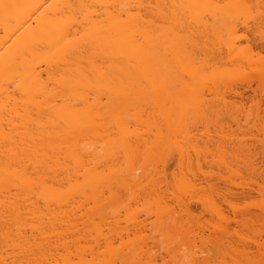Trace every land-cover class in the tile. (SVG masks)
<instances>
[{
	"label": "bare ground",
	"instance_id": "bare-ground-1",
	"mask_svg": "<svg viewBox=\"0 0 264 264\" xmlns=\"http://www.w3.org/2000/svg\"><path fill=\"white\" fill-rule=\"evenodd\" d=\"M251 2L252 0H0V264H116L115 259H112L115 254L112 248L115 240L112 242L109 239L114 232H111V236L109 233L106 235L103 229L108 231L110 229L108 225H120L123 212L130 217L127 209L134 207L132 208V203L128 204V201L133 197L132 202L137 203L135 198H139L140 193H146L143 194L144 198L147 197L149 200L147 205L150 206H147L145 210L142 209V211L147 210L146 214L144 212L145 216L151 217L148 213H153L151 209L149 210L151 206H154L153 204L161 206L163 202L161 194L166 191L161 188L166 186L163 187L164 183L160 184V180L164 177H159V180L155 177L158 178L161 172L159 164L163 165L164 161L166 167L173 149L176 152V146H173V144L177 145L176 139L171 140L170 131L174 126L176 128L179 125L184 126L192 118L194 119L197 108L200 117L197 114L199 119H195L198 124L194 121L192 128L196 129L201 123L197 120L203 117L201 121L209 118L207 115L205 117L207 114L205 110L211 112L212 101L209 104L206 100L211 106L209 108L203 102L205 101L204 92L206 90V93L210 95L209 88L222 83L221 75L224 71L232 76L233 73L230 75L228 71L231 68L226 70L223 65L239 62L240 57L237 56V51L235 52L237 46L239 47L236 43L239 39L236 40L238 35L237 33L236 36L234 35L237 30L235 24L237 20L242 22L239 17H243L242 20H246V23L248 21L245 18L246 13L250 20L256 21L249 11ZM261 5L260 3L259 6ZM254 13L257 12L254 11ZM245 23L241 24L244 26ZM253 26L258 27V22ZM258 28L264 33L261 26ZM253 31L255 33L256 30L253 29ZM256 33L255 35L258 36ZM226 34H228L227 39ZM251 34L252 37L253 34ZM201 37L204 39L203 42ZM255 41L257 43V39ZM259 42L260 44H257L263 51L264 41L259 40ZM241 49L239 51L242 58L248 61L245 58L247 54L243 48ZM200 52L205 58L200 56ZM200 57L202 61L209 58L210 61L207 60V64L204 61L202 63ZM233 57L234 59L231 60ZM217 60L224 63L221 65L222 68L220 65V68L214 66ZM211 61H215V64ZM252 61L249 62L252 63ZM209 62L212 66H209ZM218 77L220 81L217 80ZM231 80L230 85L233 84ZM209 82L212 86L208 88ZM263 83L264 78L260 85L262 86ZM260 85H258L259 88ZM246 87L242 92L235 90V96L232 97L237 101L232 102L233 105L241 101L238 107L242 108L243 102L244 104L248 101L259 103L257 93L260 94L262 91H259L262 88L257 87L259 91H256L252 86ZM248 91L252 94L247 95ZM196 96H198L197 102ZM260 96L261 101L258 106L261 105L264 94ZM255 99H257L256 102ZM202 102L207 105V108ZM200 103L206 108H203L204 111L201 110V106L200 109L197 107ZM228 103L227 106L232 104ZM226 108L225 111H227ZM219 109L215 111L216 114H212L214 112L212 110L208 115H217L219 119L223 113H226L220 112L222 114L219 115ZM188 110L194 111V115ZM187 111L191 116L187 114ZM159 114L164 116L162 117L164 119L160 116L158 118ZM181 114L182 117L188 116L187 121L186 118L182 119ZM189 117L190 120H188ZM157 118L164 124L159 123L158 128L154 129L159 122H155ZM175 119H179L177 120L179 124ZM215 119L217 120L216 116ZM163 120L176 123L167 125L168 123ZM206 122L211 121L206 120ZM237 122L236 124L242 123ZM161 124L165 126V129H168V126L172 129L170 131L168 129L169 132L167 131L166 134L161 133L165 130H162L164 127H160L159 131ZM186 126L188 127L187 124ZM189 128L192 130L191 127ZM153 130L155 132L151 133ZM159 133L164 136L170 133V136L167 135L170 139L165 140L167 145L164 142L165 145L160 148L166 149V153L162 151V155L159 151L162 143L159 141L162 140L163 135ZM150 134L159 144L156 140H153L156 143L151 144ZM175 134L177 136L180 133ZM178 141L180 139H177V143ZM169 144H172V147ZM181 147L180 150L177 147L178 156L179 152L184 151ZM188 147L190 149V146ZM195 149H191L193 150L191 153L195 152L193 156L198 159L200 155L196 156L199 152ZM157 150L160 152L159 155ZM204 154L209 156L208 152ZM186 156L185 158L190 160L192 154L189 156L186 152ZM183 158L182 155L181 162ZM196 159L193 163L199 164L201 161L198 160L197 163ZM188 162L186 164L184 159L183 163L188 165ZM186 165L184 167L187 172V169L191 167L188 165L186 169ZM194 166L202 167L201 164ZM165 167L163 166L164 170ZM201 169H198L197 174L203 172ZM164 176L167 178L166 173ZM201 176L205 178L208 174L204 173ZM182 180L185 181V178L182 177ZM189 180L187 179L191 184L189 187L195 189L190 183V178ZM194 180L195 177L192 182ZM166 181L162 182L167 183ZM185 182H183L184 185H186ZM121 189L123 195L117 193ZM126 191L129 193L127 196L124 194V192L127 193ZM187 191L185 189L186 193ZM160 192L163 193L160 194ZM124 195L127 197L125 201H123ZM187 197L189 198V194ZM187 201L185 202L189 203ZM138 204L141 205L142 202L136 205ZM156 214L154 216L157 217L159 214ZM137 216H139L138 212L132 219L128 217L133 226L131 223L130 225L142 229V225H145L147 221L144 219L146 222L142 224L137 221ZM172 217L174 218L173 215ZM158 218L160 219L159 216ZM124 219L129 221L125 216ZM174 219L176 221L178 218ZM172 220L171 218V222ZM225 221L230 225L233 222L228 218ZM152 223L150 226H153ZM169 223L160 225L164 229L163 227ZM174 223L177 221L172 224ZM135 229L132 232L136 233ZM154 229L157 230V228ZM116 231L115 238L122 239L118 237ZM121 232L119 235L125 233V231ZM137 234L141 233L137 232ZM88 240L90 243L93 242V245L96 240L95 250L93 246L92 249L89 248L91 246L86 242ZM142 240H139V243H142L144 247L145 242H141ZM102 242L104 247H101ZM139 243L137 242V246ZM126 244V242L122 243L125 248ZM128 247H131V243ZM59 249L62 250V254L58 256L56 254ZM131 250L134 251V249ZM133 251L131 253L136 254L137 251ZM128 252L126 253L130 254V250ZM116 254L117 259L119 255ZM127 254L123 260L120 256L121 263L125 264L124 261L127 260L130 261L127 264H135L137 261L131 262L132 260L128 257H132ZM88 255L91 257L90 260L87 258ZM143 256L145 257V253ZM150 260L155 261L156 258ZM139 261L137 263H140ZM194 262L196 263V260ZM152 264L156 263L152 262ZM189 264H191L190 261Z\"/></svg>",
	"mask_w": 264,
	"mask_h": 264
},
{
	"label": "rangeland",
	"instance_id": "rangeland-1",
	"mask_svg": "<svg viewBox=\"0 0 264 264\" xmlns=\"http://www.w3.org/2000/svg\"><path fill=\"white\" fill-rule=\"evenodd\" d=\"M258 1L257 0H252V2L250 4L251 8L249 9L250 13L253 14V16L255 17L256 21L253 22V20H250L248 18L249 15L246 13V16L245 15L244 16L249 21V23H248V21L245 23L246 20L243 21L242 20L243 17L242 18L239 17V20H241L242 22L237 20L238 23L236 22V24H235L236 25L235 27H236L237 30H236L234 35L236 36V33H237V35L239 36V37L236 36L237 37L236 40L239 38L238 42H236V43H237V45L239 44V47H240L239 48L237 46V49L235 50V52L237 51L236 54H237V56L240 57V59L238 60L239 61L238 63L240 65L237 62L234 61L235 63L232 62L233 65H230L229 63H228L229 65H228L226 63V66H225V65H223L224 63L221 60L220 61L217 60L218 62L217 61L216 62L218 63V66H217V63H216V65H214L215 67L218 68L219 65L220 66L223 65L224 67L221 66V68L222 67L223 68L226 67L225 68L226 70L231 68L228 71L230 72V75H231V73H233V74H232V76H229V75L226 74L227 72L224 71V74L221 75L222 76L221 77V82L222 83L218 84L217 85L218 87L215 86L213 88L214 85L212 86V84L210 82H209L210 85L207 84L208 88H209V86L210 87L212 86V88H209L211 90V92L209 93L211 96L208 95V93H206V90L204 92L205 96L202 94L204 96V100H205L203 102L205 104H207L209 106V108H211V106H212L213 108H211V109L213 110V109H216V107L218 109L221 107L219 109L220 111L218 112L219 115L222 114L223 112H226V113H223L221 115V117L219 118L220 120L218 119L219 116H217V115H212L211 116L209 114L210 115L209 116L208 113H211L212 110H211V112H208L210 110H207L206 109L207 105H205L202 102V104L205 105L206 108L202 107L203 105L201 103L197 107H199V109L202 107V109H201L202 111H204L203 108L206 109L207 111L205 110V112H207V114H205V112H204L203 115H201V116L203 117L204 114H205V117H206V115H207L209 118H212V119L208 118L211 122H209V120L207 118H206V120L209 123H207L206 120L201 121L204 118L203 117L201 120H197V122H201V123H199L198 127L196 125L195 126V127H197L196 129L192 128L194 126V125H192V123L194 124V121L196 123V119H199V117H200V115H199L200 113L198 114V110H197L198 108L196 109V107H195V109H196L195 113L192 110L191 111L188 110V111L191 112L192 115L197 113L199 117L197 116V114H196L197 117L194 116V119L193 118L191 119L189 117L188 120L191 119L193 121L190 120V121H188L186 123L188 125V127L186 126V124L184 126L183 125L182 126L179 125V126H177V128L173 125L174 126L173 130L176 128L175 131H173V130H171L172 128L170 129L169 126H168L167 128L169 129V131L171 130L170 133H172V135H171L172 139L171 140H173V139L175 140L176 139V144L177 145L173 144V146L174 147L176 146L175 150H176L177 153H178L177 147H178L179 150H180L181 146L183 147V150H184L183 153L181 151V152H179V154L181 155V153H182L184 158L182 159V162H181L180 158L182 157V155H181V157H179L180 155L178 156V154L173 149V151L171 150L172 151V153H171L172 155H170V157H168L170 159L166 158V160L168 159L167 160L168 163L166 161V163L168 165L165 167L166 164H165L164 161H163V163H164L163 165L159 164L161 172H160L158 178L155 177V179L159 180V177H161V178L164 177V179L160 178L161 179L160 180V184L164 183L163 187L166 186V188H161V190L164 189V190L167 191L166 192V191L163 190L164 193L160 192V194L163 193L165 195V197H166V198L163 197L164 195L161 194L162 201H163L161 203V206L158 207L157 204H156V206L158 207L157 208L155 206V204L152 203L155 207L151 206L152 208L151 207L149 208V210L151 209L152 212H153L152 214H151V212L148 213V214H150L149 216H151V217L145 216V214L147 213L146 212L147 210L146 211H142V209L145 210L146 207L148 206L147 204H148L149 200H147V197H146L148 195H146L145 196L146 198H144V195L146 193L145 194H144V192L140 193L139 198L140 197L141 198L139 199V198L136 197L135 199H136L137 203H141L142 202V204L144 203V205L143 206H142V204L141 205L140 204L136 205L137 203L135 201H134L135 203L132 202L133 199H134L133 197H132L131 200H129L131 202H129L128 201L129 198H128L127 199L128 204L132 203L131 207L132 208L134 207V208L130 209V210L127 209V211L129 212L128 215H130L131 219H132L133 216L135 217V213L138 212L139 216H137V218H138L137 221L138 222H142V224H144L147 221L145 225H142L143 226L142 229H140V227H135L134 226L135 228H137V230H136L134 227H131V225L133 226V224L130 222L131 219H129L130 218L129 216H128L129 218L126 216L127 214H123L124 212L122 213L123 217H122V221H121L122 223L120 225L116 226V225L111 223L113 226L112 225H108L109 228H110V229L108 228L109 229L108 231L107 230L105 231V229H103V228H106L107 225H106V227L102 228L104 230L103 233H106V235L108 233L110 235L111 232H114L113 236L110 235L111 238H109L110 236H108V238L112 242L115 240L114 242L116 244L113 243L112 248H113L114 251L116 249L118 251H115V252L113 251V253L116 254L117 252H119L118 254H116L117 256L119 255L117 257V259L115 258L116 257L115 254H113V256H112V259H115L114 262L116 264H120L121 263V261L119 259L122 258L121 260H123V257L126 256V254H127L126 252H128L129 250H130V254H127V255L128 256L131 255L132 258L128 257V259L132 260L131 262L134 263V262H136V261L138 262L140 260L139 261L140 263L136 262L135 264H149L150 261H151L150 262L151 264H152V262H155L156 264H189V261L191 262V264H196V263L197 264L198 263H200V264H264V102H263L264 98L262 99L261 105L258 106L260 101H261V96L260 95L264 94V89H263L264 88V83L262 84V86L260 85V83L263 81V78H264V73H262V71L264 72V69H263L264 68V50L262 51V49L259 47L260 45L257 44V43L260 44L259 40L264 41V33H262L259 30V28H258L259 26H261V28H263L262 31H264V20H263L264 19V0L260 1V3L262 4L261 5L262 7L259 6L260 3ZM252 6L253 7L254 6L255 7L259 6V7L252 8ZM258 8L260 9L261 12L259 11ZM254 11H256L259 14L254 13ZM261 18H263V19H261ZM257 22H258L259 26L258 27L257 26H253V24L255 25V23H257ZM260 22H261V24H259ZM241 23H245L244 26ZM245 25L246 26L248 25V26L246 27ZM247 29L250 30L251 32L250 31L249 32L253 34V35L251 34L253 39L250 36V33L248 32ZM253 29L256 30L255 33L257 32L256 34L258 36L255 35ZM262 34H263V36H262ZM227 35L228 34H226V39H227ZM243 37H246V38H250L251 37V38L248 40V39H245ZM254 38L257 39V43H256ZM232 39L233 38H231V40ZM203 40L204 39L202 38L201 42H203ZM245 40H247V41H245ZM254 41H255V43H254ZM232 42H234V41L232 40ZM241 48H243L245 53L247 54L245 58L248 61H244L245 59L242 58L241 52L239 51ZM200 49H201V47H200ZM241 51H242V49H241ZM244 51H243V53H244ZM200 54H201V52H200ZM256 55H258L259 57L256 56ZM200 56L202 57V54ZM251 57H252V59H251ZM202 58H205V57H202ZM202 58L200 59L202 63L204 61V62H206L205 64H207V60L210 61L209 60L210 58L209 59H203V61H202ZM233 59H234V57L231 60H233ZM250 60L251 61L253 60L252 63L249 62ZM219 62H221V64ZM211 63L215 64V61L214 62L211 61ZM209 64H210V62H209ZM209 66H212V65L210 64ZM261 66H263V67H261ZM220 70H221L220 73L222 74V69H220ZM226 76L227 77L229 76L230 78L229 77L226 78ZM257 77L259 78L260 81L258 80ZM261 77H262V79H261ZM229 79L230 80L232 79L233 81L231 80V83H233V84L235 83V84L234 85L233 84L230 85V80ZM217 80L220 81V77H218ZM217 80H215V82H217ZM254 80H256V81H254ZM228 81H229V83H228ZM205 83H207V82H205ZM247 85H249L250 87L252 86L256 91H259V89L262 88V90L259 91V92H261V91L262 92L260 94L257 93V96L259 97V98H257L258 100L255 99V102L257 100V102H259V103L257 104V103H252V102H249V101L248 102L245 101L246 104H244V102L242 104L245 107L241 106L242 108H239L238 105L240 106L239 103L241 101L240 102L238 101L239 103L237 102L238 104H236V105L234 103V105H235L234 106L232 102L237 101L236 99L234 100V97H232L234 95V92H236L235 90H237V91L239 90V92L245 91V88H247L246 87ZM258 85H260L261 87L259 88ZM232 86H233V88H232ZM236 86L239 89H237ZM238 86H240V87L242 86V87L240 88ZM230 88H232V89L235 88V89L232 92V89H230ZM212 89H213V91H212ZM218 89H219V91H218ZM214 90L217 91V92H215ZM201 92H203V91H201ZM227 92H228L229 95L227 94ZM248 92H247V95L248 94L249 95L252 94L251 91H248ZM213 93H215L216 95L213 94ZM198 95L201 96V94H199V93H198ZM200 96H199V98H200ZM213 96H214V98H213ZM197 97L198 96H196V102H197ZM218 98H221V99L218 100ZM222 98H224L226 100L225 101L223 99V101L225 103L223 101H221ZM228 99L230 101H227ZM206 100L209 101V104L212 101V104H210L211 106L208 104V102H206ZM215 100H217L219 102L217 103V101H215ZM238 100H240V98ZM213 101H215L219 105H217L214 102V105L216 106L215 107L213 105ZM221 102L224 103V104H222ZM227 102L232 103V104L227 106L226 105ZM220 105H222V106H220ZM231 105L234 106L233 107L234 109L232 108ZM174 106H172V107H174ZM224 106L229 108V109L226 108L227 111H225V107ZM229 106H231V107H229ZM236 107H238V108H236ZM218 109L213 110L214 112H212V114L213 113L216 114L215 111H218ZM221 109H223V110H221ZM201 110H199V112ZM149 111H150V109H149ZM189 112L187 113L188 115H190ZM220 112H222V113H220ZM175 113H177V112H175ZM160 114H162V113H160ZM160 114L158 115V118L160 116L161 119H164V118H162L164 116H161ZM215 116H216L217 120L216 119L214 120ZM181 117H182V114H181ZM158 118L156 119L155 122L156 123H157V121H159V122H158V124H156L157 126L154 127V129L158 128L159 123H163L161 121V119L158 120ZM185 118H186L185 116L182 117V119H185ZM187 118H188V116H187ZM187 118H186V121H187ZM234 119L236 120V122L238 120H241V121H238L237 123H239V122L240 123L242 122V123L241 124H236ZM177 120H179V119H177ZM177 120L175 119L176 122H177ZM163 121L167 122L166 120H163ZM175 121L172 122V123H176ZM190 122H191V124H189ZM172 123H168L167 125H169V124L171 125ZM177 123L179 124V122H177ZM183 124H184V122H183ZM196 124H198V123H196ZM180 126H181V128H179ZM160 127H164V128H162V130L165 129V126H163L162 124H161V126H159V128ZM189 127H191L192 130ZM168 129L163 130V132H161V133L166 134ZM181 129H182V131H181ZM160 130H161V128L159 129V131ZM185 130H186V133H184ZM157 131L158 130H156V133L158 134ZM153 132H155V131L153 130L151 133H153ZM161 133H159V135ZM175 133H178V134L180 133L179 134L180 137H178L179 135L176 136ZM164 134H161V136L162 135L164 136ZM169 134H167V135L170 136ZM173 134H175V135L173 136ZM187 134L190 135L189 138H188ZM151 135L152 134H150V137L152 139L151 140L152 141L151 144L152 143L154 144L155 141H153V140L157 139V137H156L157 135L154 133V135H155L154 137H156V139L153 138ZM159 135H158V139L161 138ZM167 135H165L167 138L164 136L166 139L162 136V138H161L162 140L159 141V142L162 143V144H160L162 146L159 147V145H158L159 151L161 152L160 155H162V153H163L162 151H165V153H166V149L165 150H163V149L161 150L160 148L163 147V145H165L164 144V142H166L165 140L170 139V137H168ZM177 139H180V141H178V143H177ZM231 139H233V140H231ZM234 139H235V141H234ZM186 141H188V142H186ZM159 142H158V144H159ZM170 142H172V141H170ZM179 142H181V143H179ZM183 143H184V146H183ZM166 145H167V142H166ZM169 145H171V147H172V144H169ZM185 146H187V147H185ZM188 146H190V149H189ZM182 147H181V149H182ZM168 149H171V148L168 147ZM191 149L198 150L196 152H199V153L196 156L200 155L201 157L199 156V157H197L198 159H196L195 156H193L195 154V152L191 153V151H193ZM187 150L188 151L190 150V152H188ZM159 151L158 150L156 151V152H158V155L160 153ZM185 151L189 154V156H191V154H192V156H191L192 159L194 158L193 159L194 161L196 159L197 163H198V160L201 161V162H199V164H201V166H202L201 168L202 169L201 168H196L194 166V165H199V164H196V162L193 163L194 161L191 159V157H190V160L186 159L188 155L186 156V152ZM202 152H204V153L208 152L209 156L207 154L202 153ZM184 153H185V155H184ZM168 154H169V151H168ZM168 154H167V156H168ZM205 155H207V156H205ZM239 155H241V156H239ZM163 156H162V158H163ZM246 156H247V158H246ZM224 157H226V158H224ZM204 158L206 159V161H205L206 163L204 162V160H205ZM184 159H185V163L186 164L189 161L188 165L191 168L187 169L188 165L183 163ZM252 159H253V161H251ZM214 160L217 163L218 162L219 163L218 164L214 163L215 162ZM190 161H191V164H190ZM212 161H213V164H212ZM180 164L183 165V166H181ZM192 164H194V165H192ZM205 164H206V166H205ZM185 165L187 166L186 167L187 172H186L185 167H184ZM163 166L166 168L165 170L163 169ZM161 167H162V170H161ZM212 167H214V168H212ZM198 169L203 170V172L201 170H199V172L201 171L200 172L201 174H197L198 173ZM163 170L165 172H163ZM188 171H190V172H188ZM165 173H166L167 178L164 176ZM187 173H189V174H187ZM192 173H193L194 176L192 175ZM204 173L206 175L208 174V176H206L205 178H203V176H205V175L201 176ZM186 174L189 175V176H187ZM191 176H193V178L195 177L194 182H197V183L192 182L193 178H191ZM182 177L185 178L186 182L183 181L184 179L182 180ZM189 178L191 179L190 183H192V185H193L192 187L193 188L195 187V189H192L191 187H189V186H191V184H189V181H190ZM165 179H167V181ZM187 179L189 181H187ZM197 179H198V181H196ZM203 179L205 181H203ZM147 180L149 181V178H147ZM162 181H166L167 183L162 182ZM168 182H169V184H168ZM183 182H185L186 185H184ZM198 182H201V183H198ZM178 183H179V185H178ZM201 184H202V186H201ZM168 185L171 186V187H169ZM195 185H197V186H195ZM184 186H187V187L185 188ZM183 187L186 189V191L189 188L187 193L185 192V189H183L184 191H182ZM196 189H199V190H196ZM122 191L123 190L121 189L117 193H119V194L121 193L120 195H123ZM189 191H191V192H189ZM181 192H183V193L181 194ZM172 193L174 194L173 197H172V195H173ZM124 194L127 196V194H129V193L128 192L127 193L124 192ZM130 194H131V192H130ZM188 194H189V198L187 197ZM125 195L123 196L124 199L122 198L123 201H125V197H126ZM178 198H180V199H178ZM143 200L146 201V203ZM184 200L185 201L188 200L187 202H189V203H186ZM181 201H182V203H181ZM213 201H214V203H213ZM122 202H121V204L125 203V202H123V203ZM202 202H203V204H202ZM133 203H134V206H133ZM163 203H164V205L162 206ZM125 205L126 204H124V206ZM205 205H206V207H205ZM215 205H217L218 207L215 206ZM131 207L129 206V208H131ZM231 207H233V209ZM155 208H157V210L159 208H161L162 212H160L161 210H158V212H159L158 213ZM162 208H164V209H162ZM211 209H212V212H210ZM139 210H141V212H143L142 215L140 214L141 212ZM123 211H125V210L123 209ZM133 211H135V212H133ZM144 212H145V214H144ZM156 212H157V214H159L158 215L160 217V219L158 218L159 221L157 219L158 216L157 217L154 216L156 214ZM170 213L174 216V218H176V219L178 218L176 220L177 223H174V225L172 223L176 222V221L172 217V215L171 216L169 215ZM174 214H176V215H174ZM124 216H125V218L129 219V221L125 220ZM161 217H163V218L161 219ZM171 218L173 219L172 222H171ZM227 218L229 220H233L231 225L228 224V222L226 223L225 220ZM123 219H124V221H123ZM165 219H168V220H165ZM164 220H165V222H164ZM126 221H127V224L125 225ZM157 221H158V223H157ZM130 223H131V225H130ZM151 223L153 224V226L152 225L150 226ZM164 223L165 224L169 223V225L164 226L163 227L164 229H162L161 225H164ZM170 224L173 225V227ZM121 225L122 226L123 225L126 226L127 229L125 230L126 227H124V226H123V228H124L123 229ZM129 227L134 228L136 233L132 232V231H134V229L131 230V228H129ZM154 228H157V230H155ZM169 228H171V229H169ZM128 229H130L129 230L130 232L128 231ZM138 229L141 230V231L139 232ZM142 230H144V231H142ZM226 230H227V232H226ZM115 231H116V234H118V237L120 236V238H122V239H119L117 237L115 238V236H116V235H114ZM121 231L123 233L125 231V233L123 234L124 236L122 234L119 235V233ZM131 232H132V234H131ZM137 232L141 233V234L139 235V234H137ZM129 233H130V235H129ZM137 235H139V236H137ZM93 236H96V235H93ZM97 237H99V236H97ZM103 237H105V236H103ZM139 237H141V238L139 239ZM106 238H107V236H106ZM112 238H113V240H112ZM128 238H129V240H128ZM90 239L91 238H89V240ZM135 239L137 240L138 243L140 242L139 240L143 239L141 242H145L144 245L146 246V248H145V246L143 247L142 243H139L138 246H137V242H136ZM89 240L86 241V242L89 243V246H91V247H89V246L88 247L92 249V246H93V250H95L94 249V245L96 246V244H95L96 240L94 242V245L92 244L93 242L90 243ZM104 240H106V239H104ZM194 240H195V242H194ZM125 242L127 243L126 244L127 247L131 243V247H128V248L134 249V251L131 250V249H128L127 247L125 248L124 245H122V243L125 244ZM102 243H101V245H102ZM192 243H195V244H192ZM97 244H99L98 241H97ZM140 244H142V245L139 246ZM86 245H88V244H86ZM105 245H106V243H105ZM121 245H122V247H120ZM133 245L135 246V248H133L134 247ZM101 247H104V243H103V246H101ZM139 247L143 248V250H140ZM101 249L103 250L105 248H101ZM121 249L124 250V251H126V249H127V251L124 252ZM98 250H99V248H98ZM135 250L136 251L140 250L142 253L140 251L135 252ZM121 251H122V253H121ZM131 251L135 252L138 255H136L134 253H131ZM143 252L145 253V257L143 256L144 255ZM146 252L147 253L149 252V253L147 254ZM124 253H126V254L124 255ZM139 253H140V256H139ZM58 254L59 255L62 254V250L59 249V251L57 252L56 255H58ZM132 254H134V255H132ZM120 256H121V258H120ZM135 256H137L138 259ZM133 257H134L135 261L133 260ZM139 257H141V258H139ZM87 258H88V260H90L91 259L90 255H88ZM124 258H126V257H124ZM155 258H156L155 261L150 260V259H155ZM191 258H193V259H191ZM194 260H196V263L194 262ZM124 262H126L125 264H127V262L129 263L130 261L126 260Z\"/></svg>",
	"mask_w": 264,
	"mask_h": 264
}]
</instances>
